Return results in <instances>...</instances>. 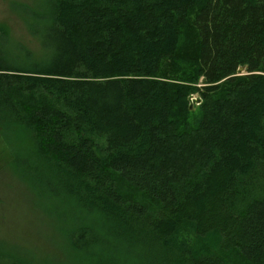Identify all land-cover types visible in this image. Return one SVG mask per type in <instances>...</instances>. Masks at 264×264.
Returning a JSON list of instances; mask_svg holds the SVG:
<instances>
[{
	"label": "trees",
	"instance_id": "obj_1",
	"mask_svg": "<svg viewBox=\"0 0 264 264\" xmlns=\"http://www.w3.org/2000/svg\"><path fill=\"white\" fill-rule=\"evenodd\" d=\"M38 1L0 138L71 264H264V0Z\"/></svg>",
	"mask_w": 264,
	"mask_h": 264
},
{
	"label": "rangeland",
	"instance_id": "obj_2",
	"mask_svg": "<svg viewBox=\"0 0 264 264\" xmlns=\"http://www.w3.org/2000/svg\"><path fill=\"white\" fill-rule=\"evenodd\" d=\"M25 5L34 11L41 8L38 0H0V26L19 41L29 39L18 15ZM240 68L238 75L247 73L246 68ZM197 98L198 95H190L187 99L192 111L199 104ZM25 156L21 154L18 159L22 161ZM13 159L11 150L0 138V247L24 264H71L72 254L59 232L61 224L52 217L56 205L39 202L36 195L44 189L36 185V177L23 162L14 164Z\"/></svg>",
	"mask_w": 264,
	"mask_h": 264
},
{
	"label": "water",
	"instance_id": "obj_3",
	"mask_svg": "<svg viewBox=\"0 0 264 264\" xmlns=\"http://www.w3.org/2000/svg\"><path fill=\"white\" fill-rule=\"evenodd\" d=\"M242 70H243V69H242V68H240V69L238 70V72H239V73H241V72H242Z\"/></svg>",
	"mask_w": 264,
	"mask_h": 264
}]
</instances>
